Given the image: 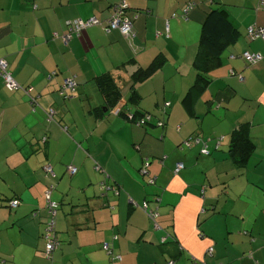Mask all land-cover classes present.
I'll use <instances>...</instances> for the list:
<instances>
[{"label":"crops","instance_id":"1","mask_svg":"<svg viewBox=\"0 0 264 264\" xmlns=\"http://www.w3.org/2000/svg\"><path fill=\"white\" fill-rule=\"evenodd\" d=\"M117 1L0 0V60L18 85L9 90L0 76V264H264V40L246 38L248 27L264 25V0H126L131 39L94 26L64 43L67 21L105 24ZM220 8L239 38L216 59L202 56L208 64L199 70L201 22ZM244 53L261 60L247 64ZM155 60L158 69L129 100L131 74ZM107 72L120 106L150 114V124L102 108L94 78ZM67 79L76 87L63 100ZM238 127L254 147L241 169L228 155ZM190 136L200 145L179 148ZM177 163L184 167L175 173ZM102 180L118 194L101 191ZM49 183L60 206L51 261L42 239ZM14 198L20 203L9 208Z\"/></svg>","mask_w":264,"mask_h":264},{"label":"trees","instance_id":"2","mask_svg":"<svg viewBox=\"0 0 264 264\" xmlns=\"http://www.w3.org/2000/svg\"><path fill=\"white\" fill-rule=\"evenodd\" d=\"M115 4L112 6V8L115 6ZM128 9H129V7L125 11L127 17H129L128 13H127ZM175 16H176V14H174V17ZM98 22L99 23L97 25H93L91 27L101 26L102 30H103V32L105 34H109V33L113 32V31H111L109 33H106L104 31V28L106 27V23L102 24L99 20H98ZM65 27H66V33H67L68 32V25L66 23H65ZM91 27H89V28H91ZM89 28H87V29H89ZM87 29H85V30H87ZM85 30L80 31L78 35L72 34L71 37H73V36L79 37L80 34L83 31H85ZM116 32H118V31H116ZM239 35L240 34H239L238 30L231 23V21L229 19V15H228V13H227V11L225 9H223V8H220V9H208L205 12V16H204V18H203V20L201 22L199 48H198L196 59H195L196 68L199 69V70H202V69L205 70L206 67H207L206 64H208V63H206V58H209L211 60L218 58L230 45H232L233 43H235L237 41V39L239 38ZM133 36H134V31H133ZM129 39H131V38H129ZM202 56L206 57V58L203 59ZM242 59L245 60L243 57H242ZM246 63L249 64L247 61H246ZM159 65H160V62L155 60L147 68H144V69H141L140 67H136L135 68V71L131 74V79H132V83L133 84L131 85L132 86V92L129 95V100L135 101L137 99V97H138V95L135 96V91H134V87H133L134 84H136L137 82H143V81L147 80L148 78H150L156 72V70L158 69ZM7 71H8V69H7ZM94 79H95V83H96L97 89L100 92V94H101V96L103 98V101H104V106L102 107L103 109H107V110H109V109H111V110L118 109L116 114H118L119 116L124 117L127 121L132 122L135 125H138V126H141V127H144V126L150 124L151 118H152L150 114L138 113V112L137 113H131L129 111H125L123 109V107H121L122 105L120 106V103H121V91H120V89L118 87V84L114 81L112 73H110V72L103 73V74H101L99 76H96ZM200 79L204 80L202 77ZM62 85H63V83H62ZM61 86L58 89V95H59V97L61 99L65 100V99H68L69 97H71V95L73 94V92L75 90V87H76V82H75V87H74L73 91H67L64 94L60 93L61 92ZM35 102H36V100H35ZM147 117H149L148 120L146 119ZM141 120L142 121L144 120L143 124H140ZM155 126L164 127L165 126V121L164 120H158L155 123ZM193 139L194 140L197 139V136H190L187 140H185V142L183 141L182 143L179 144V148H186V146L184 144L186 142H190ZM199 143H200V140H199ZM199 143L192 144L189 148H191L192 146L200 145ZM203 145L204 144H202V146L200 148V151H201ZM253 148H254L253 147V143L251 142L250 138L248 137V134H247V131H246L245 128L238 127L237 129H235L232 132V138H231L230 144L228 146V155H229L230 159L232 160V162L237 166L238 169H241V168H243L245 166V163H246L248 157L251 155V153L253 151ZM96 169L98 171L102 172V170L99 169L98 167H96ZM143 170H145V169H142L141 172ZM52 174L50 173V175H52ZM74 175H70V176H74ZM146 183L150 184L151 183L150 179L148 181L146 180ZM154 183L155 182H152L151 184H154ZM50 187H52L51 191L54 189L53 186H49L47 188V191H49ZM99 188H100L101 191H106V190H109V189L112 188V191L114 192V194L115 195L118 194V190L114 189L111 186H107V184L105 183V180H102L100 182ZM13 200L17 201V205L15 207H11L10 206V202H12ZM143 202H146L147 206H148V202L147 201H143ZM143 202H142V204H143ZM19 203H20L19 200L17 198H14V199L9 200L7 205H8L9 208H16L19 205ZM54 203L57 205V207H56V214H55V216L53 218L51 216V214L49 213V210H48V207H47L48 202L46 200L45 211H46V215L47 216H46V220H45V222L43 224V230H42V239L44 240V245H45V235L47 233L48 224H49V222L52 219L54 221L53 232L55 233V235L57 237V232H56V228H55V222H56V215H57L59 204L57 202H54ZM142 204L140 205V208H141ZM148 210H150V209L148 208ZM34 215H36V214L34 213ZM156 218H155V220H156ZM155 220L154 221L152 220V221L155 222ZM168 237L169 236H167L166 240L163 243H161L162 245H164L166 243V241L168 240ZM116 239H117V236H116ZM116 239H114V237H113V240H116ZM57 242H58V245H57L56 249L59 246L58 238H57ZM169 243L175 245V241H173V239H172V241L169 240ZM56 249H54L51 252V255H50L49 258H46L45 256L44 257L47 260L51 261L52 260V255H53V253H54V251ZM44 251H45V246H44V250H43V255H44Z\"/></svg>","mask_w":264,"mask_h":264},{"label":"built area","instance_id":"3","mask_svg":"<svg viewBox=\"0 0 264 264\" xmlns=\"http://www.w3.org/2000/svg\"><path fill=\"white\" fill-rule=\"evenodd\" d=\"M193 4H188L187 6L184 7L183 9V15L186 16L187 13L192 9ZM128 8V4L126 0H118V2L115 4L113 7V13L112 15L108 18L106 21V27L104 28V31L106 33H109L111 31H118L123 37L129 39L133 37V27H132V22L129 17H127L125 11ZM99 22L96 18H89L87 20H82V19H76L73 21H67L66 24L68 25V32L63 36V41L64 43H67L69 39L71 38L72 34L78 35L80 31L85 30L93 25H97ZM246 37L248 40H255V39H261L264 40V25L262 26H251L246 29ZM242 57L249 63V64H254L258 61L261 60V56L258 54H249V53H244ZM0 76L2 77L4 84L6 88L9 90H15L18 88V85L14 82V80L11 78L10 74L7 71V64L4 60H0ZM242 80V78H240ZM75 87V82L73 79H67L64 81L63 85L61 86V94L66 93L67 91H73ZM35 103V100H33ZM168 103L166 104V106ZM118 111V110H117ZM116 111V112H117ZM53 110L49 109L47 116L49 120L53 119ZM147 120L149 117L146 118ZM144 120L140 121V124H143ZM199 143V139H193L190 142H186L184 145L186 148H189L192 144H197ZM201 153L203 154H208L207 146L204 144ZM183 168L182 163H177L174 169V172L177 173L179 170ZM45 171L48 173L52 174L51 168L46 167ZM67 171L70 175H74L77 172V169L73 166H68ZM143 173H146L145 170L142 171ZM155 179L150 180L151 183L154 182ZM52 187L49 188V191L46 192V200L48 202V210L51 216L54 218L56 214V207L57 205L50 200V191ZM17 205V201L13 200L10 202L11 207H15ZM141 209L144 211L146 216L151 219L155 220L157 217V213L155 211L148 210V206L146 202H143ZM156 227V225H155ZM54 228V221L53 219L49 222L48 224V229L47 233L45 235V251H44V256L46 258H49L51 255V252L56 249L58 242H57V237L55 233L53 232ZM167 236H164L161 238V243H163L166 240ZM114 239H116V236H114ZM102 250H104L107 254L110 255L111 261L114 263H118L121 261V257L119 255H114L112 253V249L109 243H102L101 244ZM212 249L209 248V252H211ZM115 264V263H114ZM169 264H172L169 263Z\"/></svg>","mask_w":264,"mask_h":264},{"label":"rangeland","instance_id":"4","mask_svg":"<svg viewBox=\"0 0 264 264\" xmlns=\"http://www.w3.org/2000/svg\"><path fill=\"white\" fill-rule=\"evenodd\" d=\"M157 128H163V127H157ZM68 157V156H67ZM67 157H65V161L67 160ZM68 164H66V166H67ZM69 166V165H68ZM75 167V166H74ZM146 178V180L148 181L149 180V177L148 176H146L145 177ZM100 184V183H99ZM49 186H53L54 187V190H57V185H55L54 183H49L48 184V186H47V188L49 187ZM47 191V190H46ZM63 204H64V202H63ZM59 207L60 206H58V209H59ZM58 212V211H57Z\"/></svg>","mask_w":264,"mask_h":264},{"label":"water","instance_id":"5","mask_svg":"<svg viewBox=\"0 0 264 264\" xmlns=\"http://www.w3.org/2000/svg\"><path fill=\"white\" fill-rule=\"evenodd\" d=\"M53 110V109H52ZM54 112V111H53ZM54 115H55V112L53 113V117H54ZM47 167V166H46ZM46 167H44V168H46ZM48 167H50V166H48ZM51 168V167H50ZM156 213H157V211H155ZM157 216H158V213H157ZM156 225V224H155ZM156 227H157V225H156Z\"/></svg>","mask_w":264,"mask_h":264}]
</instances>
